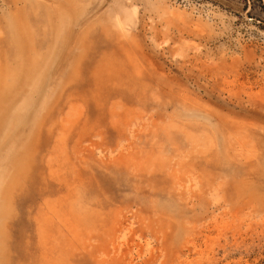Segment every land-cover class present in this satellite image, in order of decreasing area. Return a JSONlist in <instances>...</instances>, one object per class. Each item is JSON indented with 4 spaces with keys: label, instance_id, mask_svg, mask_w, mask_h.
<instances>
[{
    "label": "rangeland",
    "instance_id": "1",
    "mask_svg": "<svg viewBox=\"0 0 264 264\" xmlns=\"http://www.w3.org/2000/svg\"><path fill=\"white\" fill-rule=\"evenodd\" d=\"M0 264H264V0H0Z\"/></svg>",
    "mask_w": 264,
    "mask_h": 264
}]
</instances>
